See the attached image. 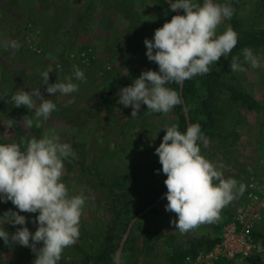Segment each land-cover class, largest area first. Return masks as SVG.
Masks as SVG:
<instances>
[{
  "label": "rangeland",
  "instance_id": "obj_1",
  "mask_svg": "<svg viewBox=\"0 0 264 264\" xmlns=\"http://www.w3.org/2000/svg\"><path fill=\"white\" fill-rule=\"evenodd\" d=\"M216 2L235 6L233 0ZM236 7L240 30L264 29V0H241ZM165 20L164 9L154 0H0V41L15 40L20 44L18 50L0 47V97L5 98L0 99V143H19L32 136L40 138L45 130L55 129L61 141L70 143L76 153L75 158L64 161L62 181L70 194L82 190L89 197L80 222V236L64 250L58 264H90L84 252L96 253L107 242L120 247L132 211H142L146 199L138 190L131 189L134 172L140 163L159 160L155 149L166 134L164 128L176 124L179 114L176 107L162 114L149 112L142 105L138 117L132 118V108L117 103L118 92L131 85L142 71L159 70L157 64L147 59L144 40L153 39L158 23L164 24ZM231 21L224 20L218 34ZM107 39L118 44V55L114 58L111 52L115 49L113 45L107 46ZM35 47L40 51L34 50ZM251 49L260 57L259 67L245 64L246 72L234 73L229 64L224 81L243 89L260 105L250 110L230 105L226 100L229 91L220 86L213 108L218 119L217 135L199 141L202 155L223 165L225 178H234L245 185L249 180H261L264 172V46ZM241 52L242 49L236 55ZM227 59L221 57L211 66L210 74L218 72ZM74 65L84 72L86 82L74 80L79 91L69 96L59 93L51 96L41 74L51 69L49 83H56L71 75ZM204 77L207 75L195 77L198 83L195 108L201 120L207 117L201 107L206 96L201 84ZM35 88L57 104V111L42 122L41 128L27 129L21 120L33 113L26 106L15 107L6 100L18 89ZM73 97L74 102L69 103ZM9 120L16 123L8 127ZM260 164L261 176H253ZM239 197L222 210L218 222L201 225L185 234L171 223L177 217L166 211L165 198L156 213L133 224L135 238L128 236L133 248L122 257L123 264H169L167 257L173 247H190L194 239L220 235L219 227L237 207ZM9 209L17 211L10 201L0 202V215ZM21 215L26 216V226L34 233L38 224L32 221L38 213ZM16 227L5 225L9 233H14ZM256 233L264 244V219ZM34 259L35 253L29 247L6 246L0 238V264H33Z\"/></svg>",
  "mask_w": 264,
  "mask_h": 264
},
{
  "label": "clouds",
  "instance_id": "obj_2",
  "mask_svg": "<svg viewBox=\"0 0 264 264\" xmlns=\"http://www.w3.org/2000/svg\"><path fill=\"white\" fill-rule=\"evenodd\" d=\"M167 3L171 12L183 10L184 14L173 15L155 30L153 39L144 40L147 59L157 64L159 70L142 71L131 85L118 92L117 103L131 107L132 118L138 117L142 105H146L149 112L162 114L181 105V95L167 85H182L196 76L209 75L211 66L221 57L228 58L238 44V33L230 24L218 34L222 22L234 14L230 3L216 0H202V3L199 0H167ZM0 47L18 50L20 44L15 40H3ZM241 55L232 56L231 72H246L245 64L259 67L260 57L253 49L246 47ZM50 72L48 69L41 75L51 96L57 93L69 96L79 91V84L74 80L86 82L84 72L76 65L71 75L56 83H49ZM6 102L15 107L26 106L33 113L21 120L27 129L41 128L42 122L48 121L57 111V104L45 98L39 88L18 89ZM72 102L74 97L69 101ZM15 123L9 120L7 126ZM164 129L166 134L155 154L167 177L164 180L166 211L177 217L171 223L185 234L201 225L218 222L222 210L244 194L246 185L234 178H225L223 165L202 155L198 142L206 137L199 124H190L183 132L177 124ZM70 157H76L73 146L62 142L55 129L45 130L40 138L32 136L19 143H0V202L10 201L17 209L0 215V238L6 246L29 247L35 253L33 264H58L64 250L73 246L80 236V222L89 197L82 190L70 194L62 181L64 161ZM160 171L158 169L157 174ZM21 213H38L32 221L38 224L34 233L26 226L27 218ZM5 225L23 227H16L14 233H9ZM41 243L42 247H38Z\"/></svg>",
  "mask_w": 264,
  "mask_h": 264
},
{
  "label": "trees",
  "instance_id": "obj_3",
  "mask_svg": "<svg viewBox=\"0 0 264 264\" xmlns=\"http://www.w3.org/2000/svg\"><path fill=\"white\" fill-rule=\"evenodd\" d=\"M159 3L165 11L166 21H170L173 15L184 14L183 10H177V12H171L167 0H154ZM241 0H233L234 2V14L232 16L231 26L238 33L239 39L237 46L233 49L232 53L229 55L228 59L222 63V66L218 72H214L213 75L209 74L207 77L202 78L201 84L204 86L206 96L201 100V107L203 112L206 114V119L201 120L197 116V108H195L196 96H198V83L197 79L194 77L191 80H186L182 85H177L175 83H170L168 87L178 91L182 97V104L176 106L178 115L177 125L180 130L186 131L188 125L199 124L201 127V132L203 136L207 138H212L217 135L215 133L217 118L214 115V103L218 101V89L223 86L229 91L228 100L230 105H236L237 107H247L249 110L258 107L260 104L258 101L251 98L250 94L235 85H228L225 81V75L228 70L230 60L232 56H235L244 48H258L264 46V29L258 31H242L239 28V21L237 20V5ZM159 28L163 26V23L159 22ZM220 87V88H221ZM187 110L188 116L185 114V109ZM199 143V142H198ZM200 145V143H199ZM201 148V145H200ZM161 169L159 174L157 170ZM135 180L132 183V191L138 190L142 195L143 200L146 199L145 204L142 207V211H132V220L138 216L145 209L149 208L147 212L143 213L135 220L145 218L151 213H156L158 207L162 204L163 199L155 206L153 205L157 199L162 195L166 186L164 185V180L167 179L166 175L162 172V165L158 161H145L140 163L136 169ZM139 195V194H137ZM145 198V199H144ZM129 206V205H128ZM128 207V211H129ZM131 220V221H132ZM228 220V219H227ZM130 221V222H131ZM227 221L225 220L223 224ZM133 223V224H134ZM130 224V223H129ZM223 224L219 227L222 230ZM133 226V225H132ZM257 234V233H256ZM135 238L134 229L131 227L129 237ZM129 237L127 238L122 252L120 254V262L123 264L122 257L126 252H130L133 246H130ZM108 239V238H107ZM110 240V239H109ZM220 240V235H207L201 238L194 239L190 242V247L175 246L173 250L168 254L169 264H183L187 256H195L199 251H207L211 249ZM119 245L111 242H107L104 247L99 248L96 253L86 254L84 252V258L88 259L90 264H118L116 260V254L118 252ZM74 263V262H73ZM72 264V263H70ZM215 264H230L224 260H218Z\"/></svg>",
  "mask_w": 264,
  "mask_h": 264
},
{
  "label": "built area",
  "instance_id": "obj_4",
  "mask_svg": "<svg viewBox=\"0 0 264 264\" xmlns=\"http://www.w3.org/2000/svg\"><path fill=\"white\" fill-rule=\"evenodd\" d=\"M34 50L40 51L36 47ZM262 164L264 170V160ZM263 212L264 172L261 180L248 185L244 203L223 225L220 240L207 251L201 250L195 256H187L185 264H215L218 260L263 264L264 244L256 235L264 219Z\"/></svg>",
  "mask_w": 264,
  "mask_h": 264
},
{
  "label": "crops",
  "instance_id": "obj_5",
  "mask_svg": "<svg viewBox=\"0 0 264 264\" xmlns=\"http://www.w3.org/2000/svg\"><path fill=\"white\" fill-rule=\"evenodd\" d=\"M109 40H110V39H107V40H105V41H106V43H108L107 46L112 47V45H113V47H114L115 50L111 52V55H112V57L114 58V57L116 56V54L118 55L117 52L119 51V47H117L118 44H114L113 42H110V43H109ZM111 43H112V44H111ZM115 43H116V42H115ZM109 44H110V45H109ZM86 54H87V53H85V56H87ZM88 54L91 55L89 52H88ZM100 106H102V105H100ZM101 108H103V107H101ZM101 108H100V109H101ZM100 120H102V117L99 119V121H100ZM99 121H98V122H99ZM99 124H100V123H99ZM100 125H101V124H100ZM257 163H258V162H257ZM258 168H259V169L257 170V171H258V172H257L258 174H257L256 172H252V174H254L253 176H256V175H257L258 177L261 176L262 165L260 164ZM257 176H256V177H257ZM256 177H255V178H252V179H256ZM255 181H257V180H249L247 184L249 185L251 182H255ZM247 184H246V191H247V188H248V185H247ZM246 191L244 192V194H243L242 196L239 197L238 204H237V207H236V208H238L240 205H242V204L244 203V201H245V194H246ZM236 208L233 210V212L236 210ZM233 212H232V213H233ZM232 213H231V214H232ZM231 214H229V216H227V218L225 219L226 221H227V219L231 216ZM263 214H264V212H263ZM223 225H224V224H223ZM220 233H221V231H220Z\"/></svg>",
  "mask_w": 264,
  "mask_h": 264
},
{
  "label": "water",
  "instance_id": "obj_6",
  "mask_svg": "<svg viewBox=\"0 0 264 264\" xmlns=\"http://www.w3.org/2000/svg\"><path fill=\"white\" fill-rule=\"evenodd\" d=\"M180 14H181V13H180ZM181 15H182V14H181ZM184 109H185V114H186V116H188V113H187L186 108H184ZM166 193H167V188L164 190V192L162 193V195L157 199V201H156L153 205H151L150 207H153V206L157 205V204L163 199V197L165 196ZM148 209H149V208L145 209V210L143 211V213L147 212ZM143 213H140L138 216H136V217L130 222V224H129V226H128V229H127V231H126V234L124 235L123 240H122V242H121V244H120V247H119V249H118V252H117L116 260H117V263H118V264H121V262H120V254H121V252H122V249H123V247H124V244H125V242H126L128 236H129V233H130L131 227H132L133 223L135 222V220H136L139 216H141Z\"/></svg>",
  "mask_w": 264,
  "mask_h": 264
}]
</instances>
